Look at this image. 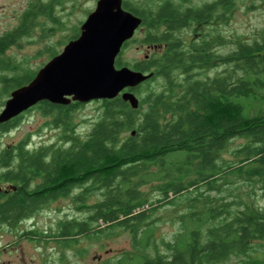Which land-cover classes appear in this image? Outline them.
Instances as JSON below:
<instances>
[{"label": "trees", "instance_id": "obj_1", "mask_svg": "<svg viewBox=\"0 0 264 264\" xmlns=\"http://www.w3.org/2000/svg\"><path fill=\"white\" fill-rule=\"evenodd\" d=\"M237 1L243 0L201 6L192 0L156 5L123 0L124 9L142 20L137 32L144 31L123 48L135 42L153 49L141 61L116 59L117 68L152 74L129 89L138 108L121 96L94 101L98 116L84 137L76 131L75 113L85 103L42 101L29 109L61 132L50 146L31 148L27 136L0 147V226L16 229L50 203L72 197L86 217L59 222L54 238L61 245L97 240L119 229L129 233L130 250L104 264H221L232 257L240 259L238 264H263L253 255H264V208L241 199L219 203L209 195L222 193L229 178L264 190V31L251 40L223 35ZM250 1L264 5V0ZM56 5L60 0H34L19 25L0 37V57L39 23L42 31H50L58 21ZM43 17L51 25L40 21ZM230 45L232 51L219 53ZM9 60L4 62L14 75L1 77L6 98L37 73L19 72L21 64ZM214 68L222 71L211 77ZM23 114L0 124V131L17 126ZM238 140L242 144L230 150ZM149 185L161 198H148L144 187ZM176 201L190 203L179 218L180 230L172 238H157L154 213ZM23 233L38 242L47 237L37 230Z\"/></svg>", "mask_w": 264, "mask_h": 264}, {"label": "rangeland", "instance_id": "obj_2", "mask_svg": "<svg viewBox=\"0 0 264 264\" xmlns=\"http://www.w3.org/2000/svg\"><path fill=\"white\" fill-rule=\"evenodd\" d=\"M34 0H0V37L12 31L19 25L22 14L29 8ZM45 3L50 0H41ZM150 2L154 5L162 0H133ZM179 2L180 0H174ZM216 0H192L193 6H201ZM97 0H60V5L55 6L54 13L58 18L57 24H52L51 30L44 32L42 26L35 28L31 36L23 39L18 47H11L6 56L0 57V91L2 90L1 77L14 75L12 66L7 67L5 60H13L20 63L19 72L36 71L48 63L54 56L53 52L61 53L65 45L72 37L79 36L80 27L87 16L94 11ZM47 26L50 19H40ZM51 25V24H50ZM210 27V30H214ZM264 31V5L260 2L250 0L237 1L227 25L222 26V33L227 39H234L240 35L247 39L258 37ZM189 37H193L192 30H187ZM144 31L135 33L134 38H142ZM76 39V38H75ZM69 40L68 42H66ZM73 40V39H72ZM234 49L233 45L218 48L219 53L227 54ZM153 53V49L147 45L130 42L122 49L121 57L125 62L141 61ZM12 62V63H13ZM21 68V69H20ZM222 68L211 69L209 76H215ZM202 77V76H201ZM8 100L1 96L0 92V113ZM86 105L75 113L76 131L81 136H86L93 127L98 116L99 104L96 102L85 103ZM47 119L38 110L26 111L20 123L8 132L0 131V147H7L17 144L29 136L31 148L50 146L59 139L60 130L46 127ZM242 144V141H234L231 149ZM225 158H231L225 154ZM224 183L223 192H211L209 195L217 198L219 203L233 205V202L253 201L256 205L264 208V190L259 186L251 185L243 180L229 178ZM149 199L155 201L161 198V192L152 186L144 187ZM253 192V193H252ZM206 196V195H205ZM172 198V194H170ZM252 197V199H250ZM207 201H203V204ZM190 203L179 204L176 201L174 206H165L154 213L153 220L156 225V237L172 238L180 230L179 218L189 209ZM233 209L237 208L232 206ZM149 210V206L145 207ZM86 213L78 209V204L72 197L61 198L52 202L47 207L36 213L30 220L22 222L16 229L7 226H0V264H104L107 260L119 256L122 252L130 250L131 241L129 233L119 229L106 237L97 240L80 238L67 246L58 243L54 238L58 224L61 220L84 219ZM37 230L47 235L45 241L32 240L22 236L24 231ZM21 235V236H20ZM259 247V245H257ZM264 249V245L262 247ZM253 258L261 260L264 264V255H253ZM239 258L232 257L221 264H238Z\"/></svg>", "mask_w": 264, "mask_h": 264}, {"label": "water", "instance_id": "obj_3", "mask_svg": "<svg viewBox=\"0 0 264 264\" xmlns=\"http://www.w3.org/2000/svg\"><path fill=\"white\" fill-rule=\"evenodd\" d=\"M142 23L123 7V0H97L80 27V34L38 70L26 85L13 90L0 113L9 122L42 101L68 105L121 96L134 109L139 100L129 89L152 74L116 67V59ZM4 188L0 186V193Z\"/></svg>", "mask_w": 264, "mask_h": 264}, {"label": "flooded vegetation", "instance_id": "obj_4", "mask_svg": "<svg viewBox=\"0 0 264 264\" xmlns=\"http://www.w3.org/2000/svg\"><path fill=\"white\" fill-rule=\"evenodd\" d=\"M121 52H122V51H121ZM120 55H121V53H120ZM120 55H119V56H120ZM55 202H56V201H55ZM50 204H51V203H50ZM28 231H30V230H28Z\"/></svg>", "mask_w": 264, "mask_h": 264}, {"label": "bare ground", "instance_id": "obj_5", "mask_svg": "<svg viewBox=\"0 0 264 264\" xmlns=\"http://www.w3.org/2000/svg\"><path fill=\"white\" fill-rule=\"evenodd\" d=\"M138 30V29H137ZM137 32V31H136ZM34 108V107H33Z\"/></svg>", "mask_w": 264, "mask_h": 264}]
</instances>
